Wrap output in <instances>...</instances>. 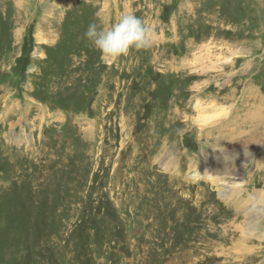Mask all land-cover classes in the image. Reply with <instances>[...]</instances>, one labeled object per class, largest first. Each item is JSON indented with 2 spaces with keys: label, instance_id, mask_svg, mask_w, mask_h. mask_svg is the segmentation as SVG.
I'll return each instance as SVG.
<instances>
[{
  "label": "rangeland",
  "instance_id": "374dc122",
  "mask_svg": "<svg viewBox=\"0 0 264 264\" xmlns=\"http://www.w3.org/2000/svg\"><path fill=\"white\" fill-rule=\"evenodd\" d=\"M125 12L154 42L106 60ZM253 193L264 0H0V264H264Z\"/></svg>",
  "mask_w": 264,
  "mask_h": 264
},
{
  "label": "clouds",
  "instance_id": "9594fccd",
  "mask_svg": "<svg viewBox=\"0 0 264 264\" xmlns=\"http://www.w3.org/2000/svg\"><path fill=\"white\" fill-rule=\"evenodd\" d=\"M89 44L106 60H116L132 49H149L154 42L151 26L134 13L125 12L110 26L93 22L84 33ZM247 211L264 214V193H253L248 198Z\"/></svg>",
  "mask_w": 264,
  "mask_h": 264
},
{
  "label": "bare ground",
  "instance_id": "6f19581e",
  "mask_svg": "<svg viewBox=\"0 0 264 264\" xmlns=\"http://www.w3.org/2000/svg\"><path fill=\"white\" fill-rule=\"evenodd\" d=\"M89 9H91V8H89ZM84 14V13H83ZM70 22V21H69ZM77 22V21H76ZM53 27V26H52ZM58 38V37H57ZM60 41H61V39H60ZM65 45V44H64ZM64 48V47H63ZM68 48V47H67ZM63 54V53H62ZM114 65V64H113ZM118 68V67H117ZM119 81V80H118ZM86 94V93H85ZM70 109V108H69ZM208 204H210V203H208ZM202 212V211H201ZM215 212V211H214ZM240 213V212H239ZM245 213V212H244ZM210 214H211V212H210ZM235 214V213H234ZM238 215H240V214H238ZM245 215H247V213H245L244 214V216ZM236 216H237V214H236ZM244 216H243V218H244ZM230 217V216H229ZM234 217V216H233ZM247 217H248V215H247ZM232 218V217H231ZM242 218V217H241ZM242 218V219H243ZM238 220H240V219H238ZM244 220H246V218L244 219ZM233 221V220H232ZM235 221V220H234ZM234 221H233V223H234ZM241 221V220H240ZM237 225V224H236ZM247 241V240H246ZM224 246V245H223Z\"/></svg>",
  "mask_w": 264,
  "mask_h": 264
}]
</instances>
